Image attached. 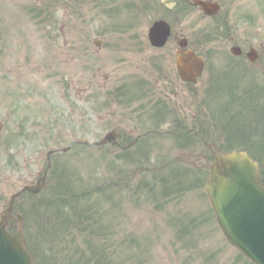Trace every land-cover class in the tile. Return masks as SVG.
I'll use <instances>...</instances> for the list:
<instances>
[{
  "label": "rangeland",
  "instance_id": "obj_1",
  "mask_svg": "<svg viewBox=\"0 0 264 264\" xmlns=\"http://www.w3.org/2000/svg\"><path fill=\"white\" fill-rule=\"evenodd\" d=\"M224 1L214 20L202 19L194 9L183 17L181 28L188 30L193 49L207 66L223 64L236 42L264 52V0ZM140 2L0 0V210L14 190L32 180L45 149L71 145L54 163L63 165L59 181L74 197L63 201L57 196V203L47 201L28 218L39 234L30 244L33 255L40 257L36 264H51L54 251L62 255L54 264H252L218 227L198 177L204 171L175 159L123 162L115 155L106 161L75 144L106 132L95 130L100 125L91 112L88 87L92 79L104 76V65L116 66V54L131 53L132 47L140 51ZM161 3L171 7L166 0ZM94 41L103 45V53L94 55L103 64L97 78L89 57ZM252 74L244 82L248 91ZM223 99L209 96L208 110ZM139 112L135 108L126 118L136 121ZM258 113L264 118V104ZM156 141L155 154L176 153L168 140ZM260 144L257 158L264 178V141ZM202 148L194 149L200 153ZM197 164L200 168L201 162ZM111 184L117 187L110 189ZM56 191L47 189L34 198L42 200ZM19 203L25 206L28 200ZM43 238L49 240L40 242Z\"/></svg>",
  "mask_w": 264,
  "mask_h": 264
},
{
  "label": "flooded vegetation",
  "instance_id": "obj_2",
  "mask_svg": "<svg viewBox=\"0 0 264 264\" xmlns=\"http://www.w3.org/2000/svg\"><path fill=\"white\" fill-rule=\"evenodd\" d=\"M181 37L179 36L176 40ZM176 43L168 41L162 48L151 47L149 55H145L143 52L133 57L123 54L122 63L115 69L109 70L106 82L109 87L113 88L114 81L120 78L121 82L128 80L125 78L124 72H136L137 75L133 81L138 83V89L129 90L130 95L149 98L148 104H139L141 111L135 122L136 125L146 124L151 130L171 129L172 124L179 122L184 127L196 128L203 135L209 127L208 114L203 109H198L194 98L209 93L205 88L211 80L200 79L195 85L180 81L174 62L170 60L179 52ZM116 88L122 90L125 89V85L122 83ZM112 92L114 95V91ZM186 96L188 103L183 101ZM128 114L120 115L114 112L111 114L115 128L128 129L125 134H130L133 130L138 129L133 125L131 118H126Z\"/></svg>",
  "mask_w": 264,
  "mask_h": 264
},
{
  "label": "water",
  "instance_id": "obj_3",
  "mask_svg": "<svg viewBox=\"0 0 264 264\" xmlns=\"http://www.w3.org/2000/svg\"><path fill=\"white\" fill-rule=\"evenodd\" d=\"M206 189L229 242L258 264H264L259 258L264 257V240L257 242L261 240L258 228L264 229V187L258 186L256 165L240 154L219 158L212 166ZM19 242V237L12 239L0 229V256L12 264H30L23 253H17Z\"/></svg>",
  "mask_w": 264,
  "mask_h": 264
}]
</instances>
